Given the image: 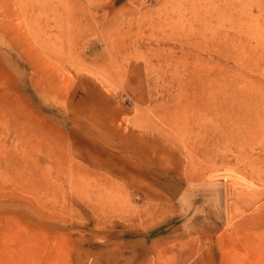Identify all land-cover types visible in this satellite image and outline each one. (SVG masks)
Segmentation results:
<instances>
[{"label": "rangeland", "instance_id": "rangeland-1", "mask_svg": "<svg viewBox=\"0 0 264 264\" xmlns=\"http://www.w3.org/2000/svg\"><path fill=\"white\" fill-rule=\"evenodd\" d=\"M259 33L264 0H0V264H264Z\"/></svg>", "mask_w": 264, "mask_h": 264}, {"label": "bare ground", "instance_id": "bare-ground-1", "mask_svg": "<svg viewBox=\"0 0 264 264\" xmlns=\"http://www.w3.org/2000/svg\"><path fill=\"white\" fill-rule=\"evenodd\" d=\"M262 5V4H261ZM63 8V7H62ZM260 8V7H259ZM13 13V12H12ZM55 14V13H54ZM25 15V14H24ZM73 16H75V14H73ZM23 17V16H22ZM76 17V16H75ZM75 17H73V19H74V21H76V19H75ZM77 18V17H76ZM80 18V17H79ZM258 18V17H257ZM5 19H7V18H5ZM12 19H13V17H12ZM35 19V18H34ZM78 19V18H77ZM14 20V19H13ZM12 20V21H13ZM17 20H19V19H17ZM80 20V19H79ZM255 20H256V18H255ZM20 21V20H19ZM71 21V20H70ZM73 21V22H74ZM14 22V21H13ZM33 21H31V23H32ZM254 22V21H253ZM257 22V21H256ZM256 22H254V23H256ZM76 23V22H75ZM13 25V24H12ZM27 25V24H26ZM258 26V28H260L259 27V25H256V27ZM20 27V26H19ZM15 28V27H14ZM256 31V30H255ZM258 32H260V31H258ZM5 33V32H4ZM261 33V32H260ZM257 34V36L260 38V41H261V38H264V35H262V34H264V33H262V34ZM22 35V34H21ZM25 36V35H24ZM23 36V37H24ZM80 37V36H79ZM35 40V39H34ZM199 84V83H198ZM197 85V84H196ZM199 86V85H198ZM199 94V93H198ZM232 96V95H231ZM257 110H259V109H257ZM253 117V116H252ZM257 118V119H260V120H262V119H264V109H262L261 110V112H259V114L258 115H256V116H254L253 117V119L254 118ZM249 118H251V117H249ZM213 135V134H212ZM215 136H216V134H215ZM217 138H218V136H217ZM215 139V138H214ZM219 194H220V192H218Z\"/></svg>", "mask_w": 264, "mask_h": 264}, {"label": "water", "instance_id": "water-1", "mask_svg": "<svg viewBox=\"0 0 264 264\" xmlns=\"http://www.w3.org/2000/svg\"><path fill=\"white\" fill-rule=\"evenodd\" d=\"M220 190V189H219ZM220 202H221V204H222V195L220 196Z\"/></svg>", "mask_w": 264, "mask_h": 264}]
</instances>
